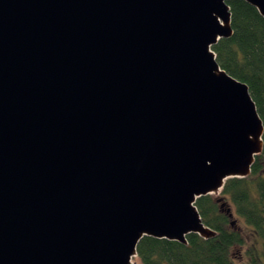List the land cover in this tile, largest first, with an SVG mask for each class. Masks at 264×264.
<instances>
[{
  "label": "water",
  "instance_id": "obj_1",
  "mask_svg": "<svg viewBox=\"0 0 264 264\" xmlns=\"http://www.w3.org/2000/svg\"><path fill=\"white\" fill-rule=\"evenodd\" d=\"M231 1L0 0V264H139L145 236L217 235L197 199L264 149L213 50Z\"/></svg>",
  "mask_w": 264,
  "mask_h": 264
},
{
  "label": "trees",
  "instance_id": "obj_2",
  "mask_svg": "<svg viewBox=\"0 0 264 264\" xmlns=\"http://www.w3.org/2000/svg\"><path fill=\"white\" fill-rule=\"evenodd\" d=\"M229 4L234 34L213 50L223 69L249 85L264 122V17L245 0ZM196 205L217 235L191 233L188 244L145 236L137 248L140 264H237L242 255L251 264H264V149L249 176L227 179L220 195L201 196Z\"/></svg>",
  "mask_w": 264,
  "mask_h": 264
},
{
  "label": "rangeland",
  "instance_id": "obj_3",
  "mask_svg": "<svg viewBox=\"0 0 264 264\" xmlns=\"http://www.w3.org/2000/svg\"><path fill=\"white\" fill-rule=\"evenodd\" d=\"M214 195L218 196L217 194H214ZM219 195H220V194H219ZM245 249H246V247H245V248H242V249H240V250H238V251H239V252H243V251H245ZM240 255H241V254H240ZM136 257H137V256H135V257L133 258V261H134V262H138V263L140 264L139 260H138ZM236 262H237V264H251L249 257L244 256V255H242V256H238V258L236 259Z\"/></svg>",
  "mask_w": 264,
  "mask_h": 264
}]
</instances>
